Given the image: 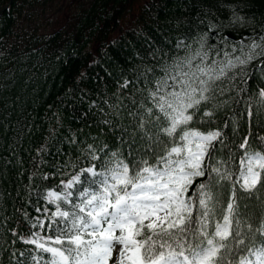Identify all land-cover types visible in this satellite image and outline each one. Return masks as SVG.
Wrapping results in <instances>:
<instances>
[{
    "label": "snow or ice",
    "instance_id": "snow-or-ice-1",
    "mask_svg": "<svg viewBox=\"0 0 264 264\" xmlns=\"http://www.w3.org/2000/svg\"><path fill=\"white\" fill-rule=\"evenodd\" d=\"M245 39L231 51L207 34L195 48L181 42L184 55L148 69L144 99L113 106L128 118L115 147L105 139L82 148L92 163L59 173L68 179L44 197L53 206L47 226L32 225L44 234L23 239L35 264H109L117 247L115 264H264V87L221 99L233 69L264 57V36ZM256 71L264 78V60L248 79Z\"/></svg>",
    "mask_w": 264,
    "mask_h": 264
},
{
    "label": "trees",
    "instance_id": "trees-1",
    "mask_svg": "<svg viewBox=\"0 0 264 264\" xmlns=\"http://www.w3.org/2000/svg\"><path fill=\"white\" fill-rule=\"evenodd\" d=\"M0 12V264H35L38 253L22 238L37 230L47 191L61 187L68 176L59 173L74 171L71 165L92 163L80 158L82 148L105 139L115 147L128 118L113 106L126 111L146 97L148 69L184 55L181 42L198 47L204 34L209 45L231 51L249 37L231 28L239 17L255 37L264 35V0H0ZM39 15L44 21L34 27ZM261 60L233 69L229 75H239L225 81L231 90L221 99L247 100L264 87L259 71L246 75ZM244 121L246 135V113Z\"/></svg>",
    "mask_w": 264,
    "mask_h": 264
},
{
    "label": "rangeland",
    "instance_id": "rangeland-1",
    "mask_svg": "<svg viewBox=\"0 0 264 264\" xmlns=\"http://www.w3.org/2000/svg\"><path fill=\"white\" fill-rule=\"evenodd\" d=\"M0 13H2V12H0ZM43 21H44L43 15H39L38 16V21L36 23H34V27L36 26V24L40 25ZM231 28L237 30L238 32H242V33L247 32L249 37H253L254 36V33H253L254 28H252L250 23H248L247 21L243 20L242 17H239L236 20H233ZM249 37H245L244 36V38H242V40L245 42V44L250 42L248 39H245V38H249ZM255 61L256 60L252 61V63L255 62ZM50 210H51V208H49V207H46V208L40 210L38 212L39 216L36 217L35 221L37 222L38 218L43 219L44 221L47 220V219L49 220L50 219ZM36 232H40L41 235L44 234L43 232H41L40 229H38ZM23 239H22V241H23ZM31 246L34 247V245H31ZM118 251H119V247H117V249L113 252V259L111 261H109V264H115V260H116V258L118 256Z\"/></svg>",
    "mask_w": 264,
    "mask_h": 264
},
{
    "label": "water",
    "instance_id": "water-1",
    "mask_svg": "<svg viewBox=\"0 0 264 264\" xmlns=\"http://www.w3.org/2000/svg\"><path fill=\"white\" fill-rule=\"evenodd\" d=\"M7 9H8V6H7V7H5V9H4V10H2V12H3V11H5V10H7Z\"/></svg>",
    "mask_w": 264,
    "mask_h": 264
}]
</instances>
